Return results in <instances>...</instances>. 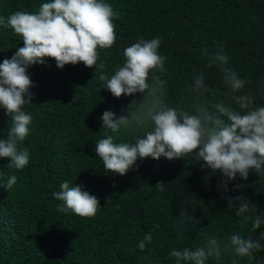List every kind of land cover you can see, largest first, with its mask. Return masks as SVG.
Wrapping results in <instances>:
<instances>
[{"label": "trees", "instance_id": "obj_1", "mask_svg": "<svg viewBox=\"0 0 264 264\" xmlns=\"http://www.w3.org/2000/svg\"><path fill=\"white\" fill-rule=\"evenodd\" d=\"M44 2L49 0H0V17L36 12ZM104 2L118 13L116 40L111 48L98 49L96 71L83 62L61 69L47 57L45 64L27 68L34 98L22 110L33 119L19 147L28 149L30 159L16 170L7 166L10 158L0 157V264H176L173 248L204 246L212 236L224 240L236 232L260 239L264 225L253 233L250 221L243 223L235 209L229 211L226 196L243 195L264 215V171L250 170L247 180L237 175L225 193L217 187L222 173L202 169L203 162L193 154L171 161L138 158L133 170L120 176L104 171L94 149L111 134L102 128V114L127 115L128 106L142 98L139 93L115 97L99 79L100 72L114 74L115 66L125 62L123 50L141 39L161 40L164 71L155 75L166 82L167 103L191 114H216L212 105L227 100L228 89L219 64L208 65L220 52L227 56V66L248 81L245 91L255 96V105L264 107V0ZM19 47L22 37L0 26V63ZM100 61L106 62L104 70L98 68ZM194 70L203 71L210 91L191 90ZM10 127L11 119L0 107V139ZM116 135L117 142L134 143L143 133L130 125ZM13 174L17 183L4 188ZM65 180L99 200L94 216L57 210L63 201L53 194ZM158 182L165 184L163 191L155 187ZM235 185L241 187L233 190ZM148 233L152 242L141 251L137 245ZM206 264L249 261L222 252ZM251 264H264V251Z\"/></svg>", "mask_w": 264, "mask_h": 264}, {"label": "clouds", "instance_id": "obj_2", "mask_svg": "<svg viewBox=\"0 0 264 264\" xmlns=\"http://www.w3.org/2000/svg\"><path fill=\"white\" fill-rule=\"evenodd\" d=\"M117 18L113 6L104 0H49L41 3L36 12L15 11L0 17V26L11 29L23 41V47L0 63V107L11 119L7 137L0 139V157L10 158L9 168L21 170L30 159L28 149L19 147L28 136L33 119L22 110L25 104H32L34 98L27 68L45 64L47 57L54 59L61 69L69 63L83 62L96 71L98 49L111 48L115 43L113 21ZM160 45L158 37L141 39L123 50L125 62L115 66L114 74L109 77L104 71L100 72L99 79L115 97L142 94V98L128 106L127 115L117 116L112 110H106L100 117L102 128L111 133L99 140L94 149L103 162L104 171L124 176L133 170L138 158L159 160L163 156L171 161L193 154L198 162H203L202 169H211L210 174L222 173L217 187L225 193L229 192L228 184L237 175L247 180L250 170L258 174L264 171V107L256 106L255 96L250 90L245 91L248 81L227 66V56L218 52L208 66L219 64L228 89L227 100L221 98L212 105L216 114L207 111L191 114L166 102V82L155 75L164 71L166 57L159 53ZM98 68L104 70L106 62L100 61ZM193 85L191 90L195 93L210 91L203 71L194 70ZM130 125L143 135H138L134 143L117 142L116 134ZM16 183L17 176L10 175L4 188L11 189ZM164 185L158 182L155 187L163 191ZM240 187L235 185L233 190ZM60 189L53 194L56 200L63 201L58 211L71 210L81 217L97 213L99 200L82 186L70 185L65 180ZM226 200L229 211L235 209V216L243 223L251 222L253 233L264 225V215L258 214L243 195H229ZM259 237L254 239L252 235L236 232L224 240L212 236L204 246L173 248L170 256L175 257L176 264H206L209 258H219L223 252L247 258L251 264L255 254L264 251L261 244L264 232H260ZM151 242L152 234L148 233L137 247L144 251Z\"/></svg>", "mask_w": 264, "mask_h": 264}]
</instances>
